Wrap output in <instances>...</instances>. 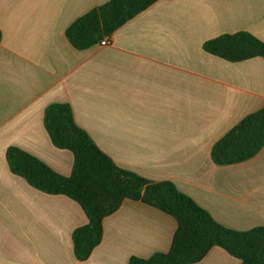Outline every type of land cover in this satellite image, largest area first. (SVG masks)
<instances>
[{
	"label": "crops",
	"instance_id": "obj_1",
	"mask_svg": "<svg viewBox=\"0 0 264 264\" xmlns=\"http://www.w3.org/2000/svg\"><path fill=\"white\" fill-rule=\"evenodd\" d=\"M110 0H0V264H129L169 252L170 215L125 200L104 220L86 261L73 233L88 224L80 205L17 175L10 147L70 176L74 157L56 148L46 109L68 103L74 119L119 167L171 181L220 224L264 227V147L219 166L216 142L264 108V58L230 62L206 42L248 32L264 42V0H159L120 27L110 45L76 49L67 29ZM196 264H241L214 247Z\"/></svg>",
	"mask_w": 264,
	"mask_h": 264
},
{
	"label": "trees",
	"instance_id": "obj_2",
	"mask_svg": "<svg viewBox=\"0 0 264 264\" xmlns=\"http://www.w3.org/2000/svg\"><path fill=\"white\" fill-rule=\"evenodd\" d=\"M159 0H110L77 19L66 31L69 42L86 50L110 38L120 27ZM2 31L0 29V42ZM204 49L230 62L264 58V42L251 33L225 34L206 42ZM44 126L53 145L73 154L70 176L60 174L41 159L17 148L7 150L11 172L35 189L77 202L88 224L73 233L74 254L86 261L102 242L104 220L125 200L141 201L173 217L177 230L167 253L149 259L131 258L129 264H196L214 247L224 249L241 264H264V227L238 231L217 222L171 181L153 182L119 167L76 123L68 103L50 105ZM264 147V108L244 118L215 143L216 165L238 164L254 158Z\"/></svg>",
	"mask_w": 264,
	"mask_h": 264
},
{
	"label": "built area",
	"instance_id": "obj_3",
	"mask_svg": "<svg viewBox=\"0 0 264 264\" xmlns=\"http://www.w3.org/2000/svg\"><path fill=\"white\" fill-rule=\"evenodd\" d=\"M108 45H110V38H106L100 43V46L102 47L108 46Z\"/></svg>",
	"mask_w": 264,
	"mask_h": 264
}]
</instances>
